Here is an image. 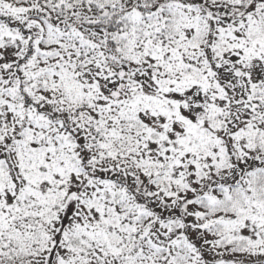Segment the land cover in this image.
<instances>
[{"label":"snow or ice","instance_id":"obj_1","mask_svg":"<svg viewBox=\"0 0 264 264\" xmlns=\"http://www.w3.org/2000/svg\"><path fill=\"white\" fill-rule=\"evenodd\" d=\"M0 264H264V0H0Z\"/></svg>","mask_w":264,"mask_h":264}]
</instances>
